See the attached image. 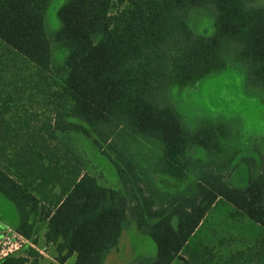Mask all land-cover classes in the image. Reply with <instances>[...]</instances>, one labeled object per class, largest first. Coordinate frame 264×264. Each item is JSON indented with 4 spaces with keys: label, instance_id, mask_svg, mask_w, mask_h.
Listing matches in <instances>:
<instances>
[{
    "label": "trees",
    "instance_id": "obj_1",
    "mask_svg": "<svg viewBox=\"0 0 264 264\" xmlns=\"http://www.w3.org/2000/svg\"><path fill=\"white\" fill-rule=\"evenodd\" d=\"M50 1L0 0V41L35 67L53 96L52 117L30 125L15 118L14 99L0 85V194L16 208L15 232L35 245L45 227L57 264L74 255V264H104L133 222L157 252L132 264H173L187 261L184 249L218 200L264 229V169L244 160L247 175L237 185L234 158L198 167L201 160L191 151L217 156L228 129L221 123L191 128L172 101L174 86L193 85L225 69L231 58L246 67L251 86L264 90V4L68 0L50 35ZM202 12L213 17L211 35L192 26ZM55 48L65 52L58 65ZM70 132L94 137L121 189L100 184L84 169L61 138ZM139 140L160 146L153 172L184 182L197 168L196 179L180 190H161L132 150ZM25 251L0 264H37L42 257L34 248Z\"/></svg>",
    "mask_w": 264,
    "mask_h": 264
},
{
    "label": "rangeland",
    "instance_id": "obj_2",
    "mask_svg": "<svg viewBox=\"0 0 264 264\" xmlns=\"http://www.w3.org/2000/svg\"><path fill=\"white\" fill-rule=\"evenodd\" d=\"M67 1H50L46 14V27L50 35L60 27L58 12ZM258 4H264V0H258ZM192 26L197 33L211 35L214 32L213 17L207 12L197 13L192 17ZM64 57L65 52L55 48V65L61 64ZM36 72L32 64L0 41V85L7 86L1 92L4 96L8 93L14 99L12 109L16 110L15 118L25 119L30 125L49 120L53 110L50 104L53 96L47 89L45 79ZM172 98L189 127L221 123L228 129L223 152L217 156L197 148L191 151L195 161L201 160L198 167L234 158L232 165L235 169L231 172V178L237 185H243L247 175V162L244 160H254L255 169H264V90L248 83L247 69L242 63L231 58L227 60L225 69L193 85L174 86ZM61 138L85 163L84 169L96 176L100 184L121 189L114 166L102 155L94 137L70 132ZM132 150L140 163L151 171L149 173L161 190H180L187 181L197 177V168L184 182L153 172V163L160 154V146L154 142H133ZM72 164L76 167V161ZM234 213L228 202L218 200L182 253L189 262L176 261L174 264H264L263 227L245 216L235 217ZM16 225L14 204L0 194V233L15 229ZM44 233L45 227L40 228L37 233L38 243L35 248L31 247L42 256L37 264H57L55 248L45 243ZM28 247L15 255H25ZM156 252L157 247L152 238L131 222L122 233L118 249L108 254L104 264H132L142 257H154ZM75 260L76 255L70 257L66 264H74Z\"/></svg>",
    "mask_w": 264,
    "mask_h": 264
},
{
    "label": "built area",
    "instance_id": "obj_3",
    "mask_svg": "<svg viewBox=\"0 0 264 264\" xmlns=\"http://www.w3.org/2000/svg\"><path fill=\"white\" fill-rule=\"evenodd\" d=\"M26 246L35 248L30 240L16 233L14 229L3 231L0 233V260L16 254Z\"/></svg>",
    "mask_w": 264,
    "mask_h": 264
},
{
    "label": "crops",
    "instance_id": "obj_4",
    "mask_svg": "<svg viewBox=\"0 0 264 264\" xmlns=\"http://www.w3.org/2000/svg\"><path fill=\"white\" fill-rule=\"evenodd\" d=\"M152 257H153V256H152ZM149 258H151V257H149ZM174 263H175V262H174ZM174 263H173V264H174Z\"/></svg>",
    "mask_w": 264,
    "mask_h": 264
}]
</instances>
